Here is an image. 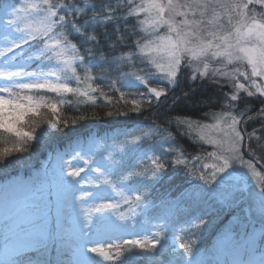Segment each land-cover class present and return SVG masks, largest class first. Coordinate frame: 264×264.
I'll return each mask as SVG.
<instances>
[{"label":"snow or ice","instance_id":"1","mask_svg":"<svg viewBox=\"0 0 264 264\" xmlns=\"http://www.w3.org/2000/svg\"><path fill=\"white\" fill-rule=\"evenodd\" d=\"M101 107L152 123L0 185V264H264V0H0V167ZM170 170L190 187L157 204Z\"/></svg>","mask_w":264,"mask_h":264},{"label":"trees","instance_id":"2","mask_svg":"<svg viewBox=\"0 0 264 264\" xmlns=\"http://www.w3.org/2000/svg\"><path fill=\"white\" fill-rule=\"evenodd\" d=\"M199 91H206L208 93L214 92V88H208L206 90L201 89ZM118 98V97H117ZM103 105V101L99 102ZM99 111L101 119L100 120H87L82 122L76 129L69 127L65 129L63 133L53 132L52 136L46 137L41 142H36L31 144L30 151L23 154L14 155L12 162L7 167H0V185L10 183L14 180H28L32 177L35 172L41 168L42 164L46 162L48 155L50 153L54 154L57 151H64L69 141H75L76 139H86L89 134H95L97 136L111 135L115 129L125 126H132L134 123H140L141 125H148L152 123L151 116H131L130 118L118 117L115 118L112 122H109V119L104 117V109L101 107L97 109ZM68 114H71L70 112ZM51 113H48L46 110H42L41 115L38 117H29L28 119H36L40 121L41 129H46V124L43 120L50 118ZM252 126L250 125L249 128ZM185 147L190 154L195 153V149L191 147L187 141L184 142ZM170 175H174L175 179L173 182L168 183L167 178L165 181H162L156 188L153 190L151 199H153L157 204L163 198H169L170 193L175 192L177 189L190 187V184L186 177L183 174H176L174 170H170ZM159 209H154L149 213V217H155ZM216 217V212L214 210H209V215L206 219H214ZM222 218V217H221ZM253 224L255 225L256 230L259 232L264 230V224L259 223L252 217ZM214 232L215 226L210 229L203 237L200 238V242L197 245L200 252L204 253L209 250L214 241ZM168 244L173 246L175 231H169L167 233ZM33 258L37 257V253L33 252L30 254ZM42 260L51 261V264H57V261L64 259V256L58 254L57 245L55 243L50 244L48 252L39 257ZM165 261H168L170 257L165 254L163 257ZM136 264H146L145 260L141 257L138 258Z\"/></svg>","mask_w":264,"mask_h":264},{"label":"rangeland","instance_id":"3","mask_svg":"<svg viewBox=\"0 0 264 264\" xmlns=\"http://www.w3.org/2000/svg\"><path fill=\"white\" fill-rule=\"evenodd\" d=\"M253 218L260 223V220H259V217L258 216L254 215Z\"/></svg>","mask_w":264,"mask_h":264}]
</instances>
